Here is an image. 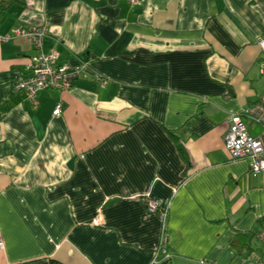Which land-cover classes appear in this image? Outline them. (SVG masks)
I'll list each match as a JSON object with an SVG mask.
<instances>
[{
	"label": "crops",
	"instance_id": "1",
	"mask_svg": "<svg viewBox=\"0 0 264 264\" xmlns=\"http://www.w3.org/2000/svg\"><path fill=\"white\" fill-rule=\"evenodd\" d=\"M1 1L0 264L264 258V174L224 144L230 115L264 92V0ZM44 23L45 51L88 66L35 105L15 88L34 46L4 37Z\"/></svg>",
	"mask_w": 264,
	"mask_h": 264
},
{
	"label": "built area",
	"instance_id": "2",
	"mask_svg": "<svg viewBox=\"0 0 264 264\" xmlns=\"http://www.w3.org/2000/svg\"><path fill=\"white\" fill-rule=\"evenodd\" d=\"M132 5H138L143 0H129ZM48 24H24L17 26L5 39L13 36L28 37L35 49L31 57L27 76L15 82L17 90H24L27 97L35 105L38 104V92L42 89L57 88L61 90L72 87L76 80L86 72L88 61L82 60L78 65L72 66L66 62H60V54L56 49L45 51L43 49L45 38L48 34ZM264 49V38L259 40ZM264 73V61L261 63ZM100 82L106 84L107 79L97 76ZM63 112L62 102L57 103L54 114L61 115ZM248 121L259 124L264 129V92L259 99L249 104L244 110L234 112L228 119V130L224 136V144L233 159H248L250 170L255 174H264V130L260 135H255L249 130ZM147 208L152 212H159L164 220L169 214L168 206H161L160 201L150 195L145 196ZM264 243V228L258 234ZM167 237L165 235L160 251L166 253ZM0 247L3 241L0 240ZM264 264V258L254 263Z\"/></svg>",
	"mask_w": 264,
	"mask_h": 264
},
{
	"label": "trees",
	"instance_id": "3",
	"mask_svg": "<svg viewBox=\"0 0 264 264\" xmlns=\"http://www.w3.org/2000/svg\"><path fill=\"white\" fill-rule=\"evenodd\" d=\"M6 2V0H2L1 3L2 5H5L4 3ZM51 264H65L64 262L57 260V259H52L51 260Z\"/></svg>",
	"mask_w": 264,
	"mask_h": 264
}]
</instances>
